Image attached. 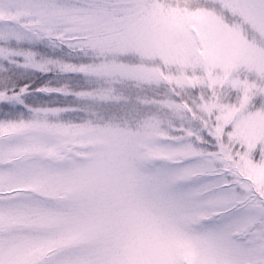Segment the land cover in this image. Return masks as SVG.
<instances>
[{
	"label": "snow or ice",
	"instance_id": "obj_1",
	"mask_svg": "<svg viewBox=\"0 0 264 264\" xmlns=\"http://www.w3.org/2000/svg\"><path fill=\"white\" fill-rule=\"evenodd\" d=\"M0 264H264V0H0Z\"/></svg>",
	"mask_w": 264,
	"mask_h": 264
}]
</instances>
